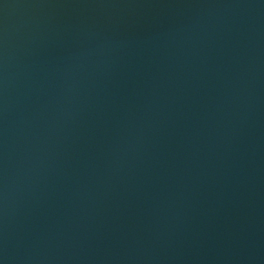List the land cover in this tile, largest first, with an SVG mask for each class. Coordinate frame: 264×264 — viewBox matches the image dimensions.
I'll list each match as a JSON object with an SVG mask.
<instances>
[{"label": "water", "instance_id": "water-1", "mask_svg": "<svg viewBox=\"0 0 264 264\" xmlns=\"http://www.w3.org/2000/svg\"><path fill=\"white\" fill-rule=\"evenodd\" d=\"M0 264H264V0H0Z\"/></svg>", "mask_w": 264, "mask_h": 264}]
</instances>
